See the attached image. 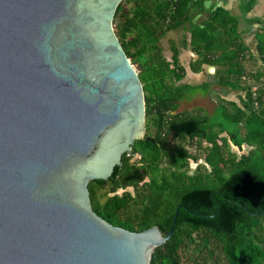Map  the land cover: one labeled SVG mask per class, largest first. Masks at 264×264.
Wrapping results in <instances>:
<instances>
[{"label": "water", "instance_id": "water-1", "mask_svg": "<svg viewBox=\"0 0 264 264\" xmlns=\"http://www.w3.org/2000/svg\"><path fill=\"white\" fill-rule=\"evenodd\" d=\"M121 1L0 0V264H150L174 231L176 213L132 231L91 205L146 130Z\"/></svg>", "mask_w": 264, "mask_h": 264}, {"label": "trees", "instance_id": "trees-1", "mask_svg": "<svg viewBox=\"0 0 264 264\" xmlns=\"http://www.w3.org/2000/svg\"><path fill=\"white\" fill-rule=\"evenodd\" d=\"M206 1L122 0L118 5L114 30L138 69L146 132L122 156L112 179L89 182L91 205L109 223L132 231L158 225L167 233L176 213L171 237L155 248L150 264H264V17L251 19L258 24L259 63L238 30L237 16L215 3L206 8ZM202 12L208 17L196 23ZM184 27L197 55L190 68L199 72L204 64L213 65L216 85L244 93L240 104L219 99L220 113L213 118L178 110L196 89L209 88L208 82L178 84L185 68L177 47L176 70L162 55L161 38ZM194 139L206 143L200 167L207 164L210 170L205 176L187 169L165 175L162 160L174 168L196 161L187 146ZM123 187L134 190L119 193Z\"/></svg>", "mask_w": 264, "mask_h": 264}, {"label": "crops", "instance_id": "crops-1", "mask_svg": "<svg viewBox=\"0 0 264 264\" xmlns=\"http://www.w3.org/2000/svg\"><path fill=\"white\" fill-rule=\"evenodd\" d=\"M224 4L227 3L228 0H222ZM213 3L219 5L217 0H208L205 2L206 8L211 6ZM235 9V16L238 17V24H239V32L242 34L245 43L249 46L250 50L253 52L254 55L257 56L258 62L260 63L259 56H258V48L256 43V36L255 32L258 27L257 23H251L252 18H262L264 17V0H232L231 7L229 10L233 11ZM208 17L207 12H202L196 16L194 19L196 23H201L204 19ZM186 39V40H185ZM176 47L179 50V60L180 64L185 68V75L184 79L189 81H184L182 78V82L180 83H188L191 85H198L203 81H206V78L210 77L214 79V73L210 72L211 70H207L206 68H202L199 72H194L190 68V63L192 60L197 58L195 52L191 49L190 45V32L188 28H179L176 29ZM260 54V53H259ZM216 70V69H215ZM219 92V96L217 100H225V101H234L237 104H240V98L243 96L242 90H229L228 88H219L217 89ZM214 92V91H213ZM229 94H233L238 98V102L235 101L237 99L228 98ZM219 97V98H218ZM217 104L214 106V108ZM246 144L243 146V152H247L250 148L245 151ZM232 152L234 150H231ZM238 155V154H237ZM240 155V154H239Z\"/></svg>", "mask_w": 264, "mask_h": 264}, {"label": "rangeland", "instance_id": "rangeland-1", "mask_svg": "<svg viewBox=\"0 0 264 264\" xmlns=\"http://www.w3.org/2000/svg\"><path fill=\"white\" fill-rule=\"evenodd\" d=\"M231 14L235 15V9L232 11H230ZM238 18V17H237ZM238 30H239V24H238ZM175 39L176 38V30H171L168 31L160 40V44L162 47V54L163 56H165V58H169L168 54H166L165 50L170 42V39ZM258 56H260L259 51H258ZM134 67L137 69L136 64H133ZM207 79V78H206ZM182 80V79H181ZM178 81L182 82V81ZM184 81H189L187 79H184ZM207 81L209 82V80L207 79ZM212 84V90H208L207 88H203V87H199L198 89H196V91L193 92V96L191 97L190 100L186 99L181 101L178 110L179 111H186V112H190V113H197V112H202L205 115L209 114V116L211 118L215 117L218 113H220V107H215L214 106L216 104H218V100L216 96H219V92L217 89H219V86L215 84V82H211ZM209 89V88H208ZM211 89V88H210ZM207 93V94H205ZM233 99H237L235 101L238 102V98L236 96H233V94H229L228 98H232ZM219 98V97H218ZM220 117H222L220 115ZM190 152L192 153V155L194 157H196V161L194 160H189L187 166H184L183 168H174L169 166L165 160H162V163L160 164L161 169L164 171L165 175H167L168 177H173L174 174H177L180 171H183L185 169H187V172L189 174H195L197 172L199 173H203L202 175L205 176V174L210 170V167L206 164L205 168H201L200 164L204 163V155H205V151H206V143H201L199 140H193L190 143L187 144ZM246 147V146H245ZM248 149V147H246L245 151ZM231 150H234L233 152H235L236 154H241L240 151H238V149L234 146L231 145ZM138 157V155H134L131 160L134 161L136 158ZM230 172H227V176L229 175ZM212 177V176H211ZM210 186H212L213 188H215V184L213 182L209 183ZM125 190H129L131 192H133V187H123L118 189V192L121 193ZM183 261H185V258L182 257Z\"/></svg>", "mask_w": 264, "mask_h": 264}, {"label": "flooded vegetation", "instance_id": "flooded-vegetation-1", "mask_svg": "<svg viewBox=\"0 0 264 264\" xmlns=\"http://www.w3.org/2000/svg\"><path fill=\"white\" fill-rule=\"evenodd\" d=\"M175 48H176V38L175 39L172 38V39H170V42H169L168 47L166 49H164L165 52H166V54H168V56H169V58H165V56H164V58L166 59V61L169 62V67H170L171 70H176V63H175V60H174V56L176 54L175 51H174ZM179 62H180V60H179ZM207 79L209 80V82L207 81ZM207 79H206V81H203V82L204 83L205 82L206 83L208 82L209 83V88H211L210 90H212V84H211V82H213L214 79H211L210 77H208ZM203 82H201V83H203ZM166 84L167 85L171 84V81L169 79H166ZM175 85H176V82H175ZM219 88H221V87H219ZM205 94H207V93H205ZM190 99H191V97L188 100H190ZM145 128H146V126H145ZM145 132H146V130H145Z\"/></svg>", "mask_w": 264, "mask_h": 264}, {"label": "built area", "instance_id": "built-area-1", "mask_svg": "<svg viewBox=\"0 0 264 264\" xmlns=\"http://www.w3.org/2000/svg\"><path fill=\"white\" fill-rule=\"evenodd\" d=\"M251 90L253 93H255V91L257 90V87L255 85H252Z\"/></svg>", "mask_w": 264, "mask_h": 264}]
</instances>
